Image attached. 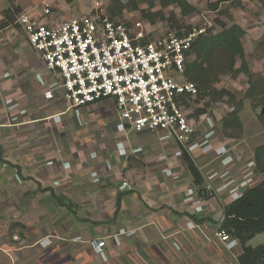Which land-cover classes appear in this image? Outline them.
I'll list each match as a JSON object with an SVG mask.
<instances>
[{
    "label": "crops",
    "instance_id": "1",
    "mask_svg": "<svg viewBox=\"0 0 264 264\" xmlns=\"http://www.w3.org/2000/svg\"><path fill=\"white\" fill-rule=\"evenodd\" d=\"M1 50L0 264H240L241 243L214 232L226 207L263 180L254 153L224 141L218 118L202 115L210 127L187 153L204 179L196 186L181 144L129 132L103 104L69 109L59 91L46 99L51 78L36 53L25 59L32 87H16ZM96 238L107 242L102 254L88 243Z\"/></svg>",
    "mask_w": 264,
    "mask_h": 264
},
{
    "label": "built area",
    "instance_id": "2",
    "mask_svg": "<svg viewBox=\"0 0 264 264\" xmlns=\"http://www.w3.org/2000/svg\"><path fill=\"white\" fill-rule=\"evenodd\" d=\"M51 15L45 9L21 12L15 18L51 78L46 99L59 91L69 109L107 103L129 132L165 136L186 153L191 151L207 120L202 115L198 120L191 109L200 92L186 79V63L210 23L149 38L152 34L143 22H123L108 15L104 0L78 18L58 21ZM121 183L124 189L130 187ZM220 187H226L224 181ZM213 190L220 194L221 188ZM222 223L223 219L214 235L230 242ZM88 243L98 254L108 246L102 238Z\"/></svg>",
    "mask_w": 264,
    "mask_h": 264
},
{
    "label": "rangeland",
    "instance_id": "3",
    "mask_svg": "<svg viewBox=\"0 0 264 264\" xmlns=\"http://www.w3.org/2000/svg\"><path fill=\"white\" fill-rule=\"evenodd\" d=\"M96 1L98 0H0V16H3V12L8 9H12L14 14L17 8H19V13L27 11L44 12L45 9H49L52 13L49 17L64 21L89 14L94 9ZM187 2L196 8V12L188 16L182 15L180 8L176 4L167 5L158 0L154 3H151V0H121L122 6H117L115 10L112 9L114 8L113 0H104V8L107 9L108 15L120 21L143 22L147 32L152 34L149 38L157 35L165 36L169 32L178 31L182 28H193L205 23L211 24V28L206 35V37H210L220 33L224 28L223 25L227 29L233 25H239L246 32L242 41L248 67L256 76H264V0H230L229 2L187 0ZM215 5H217L216 8ZM162 16L165 19H161ZM5 27H9V29L6 30ZM5 27L0 30V52L4 47L5 56H10L8 61L14 62L15 67L13 68L12 64L11 67L15 72L16 87L29 89L32 87L31 81L33 76H35L31 69L34 66L33 64L25 63V59L30 60L36 54L29 47L22 31L15 24ZM11 56H13V59ZM221 57L220 55L215 56L213 62L226 64V55L224 62ZM195 60L196 55H191L189 61L193 62ZM239 67L240 61L238 60L235 68ZM22 75H24L23 78L21 77ZM178 81L183 82L185 79L178 78ZM250 86L247 76L244 74L237 76L229 72L218 77L213 89L206 93H200L198 100L191 107L195 112L194 116L198 120L205 113H208L212 120L217 121L218 118L217 125H219L220 135L224 138V141L226 142L227 139L239 141L241 144L239 147L241 149H249V154L264 146V121L262 108L258 107L260 98L264 96V93L258 87L251 90ZM222 91H227L230 95L217 96V93ZM99 104H103L101 105L102 114L114 111L113 107L107 103ZM202 109L205 110V113L200 114ZM238 109V125L235 126V129H227L226 131L228 134L235 135V137L233 135V137H228L222 126L223 119ZM206 120L207 124L205 126L208 125L210 127L211 119L207 117ZM97 130L99 129L94 130L95 133L97 132L96 134L101 133V129L100 132ZM64 132L68 134L70 128L65 129ZM74 133H72L73 136ZM72 134L66 135V138H70ZM44 135L45 133L40 134V136ZM149 142L154 145V148H159L155 139H151ZM257 174H260L258 179L264 180V173H260L257 170ZM19 239L16 236L12 238V240L18 241ZM262 244H264V232L258 234L251 241V245L254 247Z\"/></svg>",
    "mask_w": 264,
    "mask_h": 264
},
{
    "label": "trees",
    "instance_id": "4",
    "mask_svg": "<svg viewBox=\"0 0 264 264\" xmlns=\"http://www.w3.org/2000/svg\"><path fill=\"white\" fill-rule=\"evenodd\" d=\"M157 0H151L154 3ZM161 3L167 5L176 4L182 15L188 16L196 12V8L191 5L187 0H158ZM219 2H229L230 0H218ZM114 8L122 6L121 0H113ZM217 5H215V8ZM19 13V8L14 11L12 9L5 10L3 12V21L0 23V30L5 26L15 24L16 15ZM161 19H165L164 16ZM3 26V27H2ZM223 30L210 37H201L193 45L192 50L189 53L196 55V60L186 63V79L189 82L195 83L200 93H206L213 89L214 83L217 82L218 77L226 75L232 72L235 75L244 74L248 77L251 84V90L260 88L264 93V76H256L253 74L249 67L247 56L243 45V37L246 32L239 25H233L231 28H226L223 25ZM220 55L225 61V55L227 63L213 62L215 56ZM240 61V67L235 68L236 64ZM256 77V78H255ZM255 78V79H254ZM254 79V80H253ZM251 94V92H249ZM230 95L227 91L217 93V96ZM231 97V96H230ZM255 98V96H253ZM262 108V118L264 121V96H261L259 106ZM238 110H235L231 114H228L222 122L224 131L227 129H235V126L239 123ZM205 113V110H200V114ZM228 137H235L233 134H228ZM233 135V136H232ZM183 159L191 173L194 184L196 186H202L204 179L196 167L192 158L183 151ZM2 160V155H0ZM254 160L256 168L260 173H264V146L257 148L254 152ZM117 200V208L115 211V217L121 208V197ZM58 202L62 204L60 199ZM65 206V205H64ZM222 229L226 231L231 238L237 239L242 245V255L239 257L240 264H264V245L257 248L247 246V243L251 241L256 235L264 232V180L251 189H247L241 197L228 205L224 212V219L222 223Z\"/></svg>",
    "mask_w": 264,
    "mask_h": 264
}]
</instances>
